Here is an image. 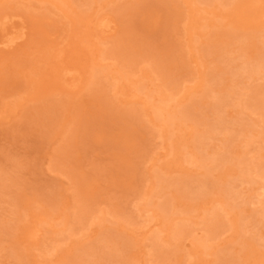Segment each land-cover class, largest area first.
<instances>
[{
    "label": "rangeland",
    "instance_id": "374dc122",
    "mask_svg": "<svg viewBox=\"0 0 264 264\" xmlns=\"http://www.w3.org/2000/svg\"><path fill=\"white\" fill-rule=\"evenodd\" d=\"M66 1L67 17H61L57 10L50 12V5L40 0L0 3V11L21 15L29 33L28 39L12 50H0V264H88L79 262L81 258L93 264H119L115 258L107 261V255L98 248L87 255L83 252L89 246L112 245L106 240L110 234L129 237L131 245L134 241L128 258L132 264H221L220 257L233 253L228 247L234 248L238 238L227 222L211 234L205 247L195 249L197 255L187 257L185 253H194L192 238L204 234L201 215L213 207L212 202L201 201L199 192L200 180L207 171L193 161L198 154L216 153L219 161L234 163L241 152L244 158L264 164L262 116L239 98V94H250L251 88L264 84V73L241 72L246 61L254 62L264 55L254 47L233 48L222 38L198 37L195 33L207 19L211 23L227 21L222 14L212 13L205 0L192 3L200 18L195 24L198 27L192 29L195 41H190V33L185 31L190 18L188 4L183 0H165L157 5L153 0ZM147 5L150 9L143 10ZM168 6L176 7L181 17L174 18ZM100 14L111 16L112 31L101 33L93 27L94 21H90ZM230 14L228 28L256 32L257 43L264 41V22L254 26L244 22L237 11L231 10ZM208 27L217 30L215 26ZM127 37L132 40H125ZM215 45L224 46V57L215 60L213 55L200 52V48ZM60 48L64 49L62 63L79 68L80 86L67 88L56 81L52 69L59 62H54L53 52ZM136 49L142 51L121 61L123 54ZM179 49L184 51L185 60L178 58ZM233 66L235 71L240 68V75ZM113 67L118 69V73L114 72L117 77L123 76L119 80L106 74ZM199 70L207 74L203 85L183 100L197 116L190 119L193 122L178 121L169 132L159 134L160 118L151 116L144 110L147 104L139 102L141 98L145 100L144 92L153 93L159 86L163 94L169 93L162 82L170 78L177 82V99L183 96L185 86L198 80ZM90 74L100 79L85 84ZM129 82L142 85L137 100L131 97L137 90ZM221 82L226 87L219 91L217 85ZM119 86L123 89L117 90ZM220 97L227 104L222 113L212 109ZM192 102L195 105L190 106ZM218 117L221 129L206 126L205 122H214ZM244 129H252L255 134L236 131ZM192 130L202 133V140L197 142L186 135ZM176 136L184 144L178 143L180 150L167 156L169 148L176 144V140L171 141ZM226 137L233 140L228 145L235 144V152L227 149L223 140ZM215 163L208 164L214 167L208 173L212 179L218 172ZM162 164L165 167L160 168ZM237 170L232 165L222 183L234 186L233 190L243 197L247 192L250 195L243 200L247 205L237 200L245 208L238 221L240 230L253 243L249 250L260 255L252 264H264V193L262 189L248 191L252 183ZM161 175L179 178L171 190L185 194L181 196L169 188L153 198L154 204L169 201L173 206L163 212L153 207L154 212L169 218L172 225L179 222L185 203L198 200V204L186 222L187 231H180L178 240L175 233L173 237L163 234L168 242L154 249L149 239L153 221L144 222L145 214L138 211L136 204L149 187L155 194ZM252 178L264 183L259 176ZM79 201L87 204L85 211ZM227 214L231 216L232 210ZM18 216L22 217L24 230L44 216L51 224H41L40 239L28 245L26 234L16 226L20 223ZM122 217H132L134 224L119 227L117 219ZM129 227L134 228V238L129 235ZM175 246L181 249L173 254ZM112 247L118 248L117 253L122 248L119 243ZM215 249L218 256L211 253Z\"/></svg>",
    "mask_w": 264,
    "mask_h": 264
},
{
    "label": "bare ground",
    "instance_id": "6f19581e",
    "mask_svg": "<svg viewBox=\"0 0 264 264\" xmlns=\"http://www.w3.org/2000/svg\"><path fill=\"white\" fill-rule=\"evenodd\" d=\"M6 0H0V3ZM41 2H44L46 4H49L50 7L53 9H48L50 12L57 10L60 13L61 17H67V9L68 4L66 0H40ZM165 0H153L154 5H157L158 3L164 2ZM188 4L189 8V14L188 18L190 20H187V27L185 28V31L190 33L191 38L190 41H195L193 37L194 30L198 27L197 21L200 19L199 17H196L194 11L195 9L192 6L193 0H183ZM204 1V0H203ZM208 1L209 6L211 8L212 13H220L222 14V18H226L227 21H217V22H209L207 19L203 23L200 24V30L196 31L195 34L209 35L217 38H222V42L226 45H230L233 48L237 49H244L245 47H254L256 50L259 51V55H264V41H261L260 43H257L256 41V32H246L240 29H231L227 26L230 25L231 20L229 16H231L230 11L234 10L239 13V17L242 18L244 22L250 25L259 26L263 24L264 22V0H205ZM150 9V6L147 5L143 10L148 11ZM169 11L174 12V18L181 17L180 12L176 9L174 6H168ZM225 11V12H224ZM129 14L132 13V11H128ZM226 16V17H225ZM132 20V19H131ZM90 21V20H89ZM93 22V27L98 30L101 33L110 32L114 28L113 19L109 14H100L90 22ZM89 22V23H90ZM208 26H215L217 28L216 31H212V29ZM208 27L204 30V28ZM234 28V27H233ZM194 29V30H192ZM28 29L24 23V19L19 14L10 13L7 11H0V50H12L14 47L18 46L22 42L28 39ZM125 40L131 41V37H127ZM221 42V43H222ZM119 45H116V48H119ZM193 49H190V51ZM142 49H136L132 51H127L126 54H123V58L121 57L122 62L128 61V59L132 57L133 53H139ZM226 50L224 49V46L215 45L211 49H202L200 48V52L204 55H213L214 59L224 57L226 54L224 53ZM184 51L178 50V58L184 59ZM53 60L54 62H59L58 65H54L53 72L54 75L57 77L56 81L60 80L61 84L67 88H75L77 86H80L81 78H80V70L77 68L74 64L73 65H65L62 63L64 49L60 48L55 50L53 52ZM136 61V60H133ZM247 65L241 69H243L241 72H257V73H264V57L259 56L256 57V60L253 62L246 61ZM176 66V65H175ZM235 71V66H233ZM118 73L117 67H113L109 70H106V74L109 73L112 74L113 78L116 80L119 78H122L123 76L120 74V77H117V75L114 74ZM236 75H240V68L238 67L235 71ZM214 74V73H213ZM97 77V78H96ZM198 80L195 81L191 85L185 86L183 96L176 99V95L178 94L177 89V82L171 80L170 78H166L163 80L162 85L166 86L168 88L169 93L163 94L161 92V87L157 86L154 92L151 91H145L144 96L145 100L141 98L139 101L142 104H147V106L144 108V110L149 111L148 113L151 116H155L160 118V123L158 125L159 134H161L163 131H170L171 125L178 122V121H192L191 118H195L197 115L193 111V109H189L186 107L185 104H183V100L186 96H188L192 91H196L198 88H200L205 78L207 77V74L204 72L198 71ZM99 76L97 75H91L89 76L88 80L85 82V84H90L92 82H96L99 80ZM130 81V80H128ZM132 85V88L137 90V92H133L131 94V97L136 98L138 93H141L142 85L134 84L133 82H129ZM206 86V85H205ZM219 88V91H222L223 88L226 87V84L223 82L219 83L217 85ZM117 88V87H116ZM123 89V86H119L117 90ZM209 89V87H207ZM250 94L248 92H245L243 94H239V98L244 104L251 105L255 110H257L261 114V122L263 124L264 129V84L260 85L258 87H255L254 89H250ZM245 94V96L242 98V96ZM138 98H136L137 100ZM135 100V99H134ZM191 105H195L194 102L190 103ZM227 106L226 101L223 98H217L215 103L213 104V111L222 113L224 108ZM198 119V118H196ZM201 119V118H199ZM193 122V121H192ZM207 127H214V129L220 128L221 119L218 117L215 119L214 122L206 123ZM124 130L128 131L127 126L124 125ZM221 129V128H220ZM237 132L245 133V134H255L252 129H244V130H236ZM224 132H227V128H224ZM230 133V132H229ZM258 133V132H257ZM256 133V135H257ZM231 134V133H230ZM186 135H189V138L196 139L198 142L199 139L202 140L204 137L202 133H196L192 131H187ZM264 135V132H263ZM258 137L259 134H258ZM175 141L176 144H174L173 148H169L168 154L170 156H174L180 148L178 147V143L181 145L184 144L182 139L180 137H174L172 138ZM224 142L226 143V147L230 152H235V144L228 145L229 142H233L230 137L223 138ZM262 140V139H261ZM214 156L210 155L207 156L205 153H201L195 156V164L199 168L205 169L206 177L202 180H200L199 183V192L202 195L201 201H208L213 203V207L211 209L205 210L202 215L200 222L203 223L204 226V234L200 237L194 236L192 238V248L191 250H194V253L191 251H186V256L191 257L195 254L197 255L196 248H201L206 246V240L211 236L212 233H215L217 229L225 222H227L228 225H230V228L233 229V232L238 234V238L235 241V251L233 247H228L233 249V253L229 256L220 257L221 258V264H252L260 257L257 251H251L250 246L253 245L251 243V240L249 239V236H246L245 232L241 229L240 230V223L238 221L239 216L242 214V212L245 211V208L240 205H238L237 200H239L240 203H244L243 205H247V200L250 197L248 195V192L246 193L245 197L242 196L240 192L237 190H233L234 186L230 187L222 182H225V180H222L224 177V174H226V171H228L232 165H235L238 170L237 174L241 176L248 177V181L251 184L248 191H255L258 189H262L264 193V183L261 184L259 182H256L254 178H252V175L259 176L261 179L264 180V164L261 161L254 162L252 159L248 160L244 158V156L241 154V152H238L234 163H228L219 161V156H216V153H213ZM166 156V155H165ZM175 162L176 158H173ZM211 162H216L215 166L218 169L217 175L214 179L210 178L208 176V173L211 170H213L214 167H209L208 164ZM165 167V164H162L160 168ZM208 168V169H206ZM204 171V172H205ZM129 172L132 173L131 169ZM161 181L157 184V187L155 186L156 192L155 194H151L152 187H149L146 192L142 194V196L138 197L139 202L136 204L137 209L139 212H142L145 214V220L144 222L151 223L153 221V229L151 230V233L149 234V239L151 242V245L154 249L158 247L160 244H163L165 242H168L165 238V236H162L163 234H167L170 237H173L174 233L177 234V240L179 239L180 231L186 232L187 229L185 228L187 221L191 220V211L193 207L197 206L198 200L195 201H189L185 203V208L182 211L183 214L181 216H178V223L170 224V219L167 218L164 215H160L157 212L153 211V207L156 211L163 212V209L166 210L170 205L173 206L172 202L167 201L166 203L161 204H154V199L160 196L163 192L167 191L169 188L171 190L172 184L176 182L175 179H169L165 177L164 175H161ZM182 177V176H181ZM77 180H83L82 178H77ZM173 189V188H172ZM172 192H177L181 196L185 194V191L178 192L176 190H171ZM215 194V196H213ZM81 195V193L79 194ZM247 199L246 202L243 201ZM200 199V198H199ZM207 203V202H206ZM79 206H84V211L87 208V204L83 201L78 202ZM219 204V205H218ZM118 204H115L114 207L117 208L115 212H118ZM227 210L229 212L232 210L233 214L231 216H227ZM151 212V213H150ZM154 213V214H152ZM143 214V215H144ZM189 215V216H187ZM165 217V218H164ZM123 219V217H122ZM20 223H16V226L19 227V229L26 234L27 241L26 243L28 245H31V243L36 242L40 239V236L42 234V229L40 228L41 224H51L49 220L46 219V217L39 218L38 222L28 224L27 228L24 230L25 225L22 224V217L18 216V220ZM120 225L116 223L119 227H124L125 225L131 226L134 224V219L131 217L129 220L126 219H117ZM116 221V222H117ZM144 224V223H143ZM146 225H144L145 227ZM53 228V226H52ZM115 229V228H114ZM133 227H129V230L132 232L130 233V237L134 238L135 233L133 231ZM151 229V228H150ZM56 232V230H54ZM148 232V231H147ZM150 232V231H149ZM146 233V232H145ZM144 233V234H145ZM11 235V234H10ZM12 236V235H11ZM167 236V237H168ZM14 238V236H13ZM107 241H111L112 245L107 244H99L96 246H89L83 250L85 255L92 253L93 250L96 248L102 250L107 257L105 258L107 261L110 259L115 258L119 264H132L130 261H128V258L131 256V251L134 246V241H132V245L130 243V238L126 236H115L110 234L106 237ZM31 242V243H30ZM114 243H119L122 248L120 249V253H117L118 248L112 247ZM175 244V243H173ZM26 247V246H25ZM131 249V251H130ZM181 247L175 246L173 249V254H176L179 252ZM212 254H215L218 256V252H216V249L211 251ZM181 255V253H180ZM159 256H163V252L161 254L159 253ZM134 257V256H133ZM249 261V262H248ZM79 262L93 264L91 261L86 260L85 258L79 259ZM251 262V263H250ZM194 263V262H193ZM197 263V262H195ZM194 263V264H195ZM135 264V263H134ZM256 264V263H255Z\"/></svg>",
    "mask_w": 264,
    "mask_h": 264
}]
</instances>
